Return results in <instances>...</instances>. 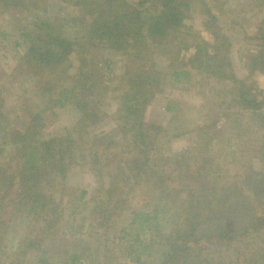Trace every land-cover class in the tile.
<instances>
[{
	"label": "trees",
	"instance_id": "16d2710c",
	"mask_svg": "<svg viewBox=\"0 0 264 264\" xmlns=\"http://www.w3.org/2000/svg\"><path fill=\"white\" fill-rule=\"evenodd\" d=\"M34 1L0 0V9L28 8ZM61 1L77 5L83 12L80 19H90L89 26L83 28L85 31L78 42L64 35L65 24L63 28L54 29L52 20L37 24L39 32L36 36L23 34L25 50L14 69V76L30 77V86L24 88L32 97L30 112H17V117L11 121L22 123V127L10 130L2 126L5 119L3 121L0 110V245H6V237L14 228L22 227L20 220L26 228L18 238L9 264H29L28 256L44 253L47 237L58 233V229L54 231L56 226L47 230V225L39 219H35L39 222L35 228L39 227L41 232L30 230L26 226V216L34 208H44L51 199L54 201L55 190L48 195L44 191L42 195L37 189L58 187L66 173L64 167L73 162L72 152L78 142H85L88 162L103 192L101 202L90 212L89 234L99 237L101 229H110L107 225L114 213L113 210L107 212L104 206L122 208L132 197L141 201L142 209L131 212L129 251L134 249L137 241L142 250L140 253L145 257L158 251L160 255H151L156 264H264V219L257 218L234 232L226 225L229 214L225 211L229 202L226 191L234 185V179L220 188L216 180H208L214 166L213 154L231 146L225 131L218 134L214 132V126H201L190 147L173 152L170 130L179 117L176 112H171L172 104H167L172 115L166 126L148 123L143 118L147 106L161 91L165 76H168L157 66L155 51L167 52L176 47L174 57L167 63V69H172L168 74L173 81L188 83L197 76L199 79L193 80V84L210 85V94L206 89L200 92L205 101L214 96L220 99V107L226 104L224 115L231 117V132L239 131L238 137L244 139L250 137V132L264 136V89L254 79L256 72L264 74V33L257 31L254 49L241 52L240 59L246 61L248 74L240 78L230 57L228 34L213 32L211 41H196L193 27L186 23L198 9L203 24L211 29L212 20L218 18V0L215 3L206 0ZM245 2L261 5L264 0ZM152 9V14L156 13L158 17L146 16V11ZM77 19L78 16L73 18ZM183 32L184 38L192 34L194 38L177 41ZM3 34L1 36H6ZM87 43L120 53L124 61L122 73L113 77L112 60L106 59L104 66L97 65L96 71L88 72L84 58ZM71 56L77 57L78 62L74 73H70ZM103 71L106 85L99 91L114 101L105 106L92 92L97 86L95 74ZM1 88L0 107L5 89ZM113 104L116 108L109 116L105 108ZM62 110L73 116V128L68 126L62 135L49 136L46 133L51 121L49 116H56ZM109 117L112 122L109 131L93 130ZM201 132L206 134L209 143L205 142L207 139L200 140ZM212 133L223 134L225 139L211 140L214 138ZM42 177L44 184L38 187ZM156 195L159 204H167L165 208H173L177 215L176 223L171 217L170 228L166 224L167 210L163 214L152 210L157 208L151 204ZM211 200L218 202L210 204ZM202 204H208V208H215L217 212L203 210ZM33 215L39 216L36 211ZM136 224H141V232L133 233ZM250 229L253 240L249 241L246 234ZM141 233H148V240L141 239ZM258 240L261 243L254 245L253 242ZM71 251L73 260H68L67 264H73L79 258L74 256V250ZM140 259L138 254L129 263L139 264ZM38 261L47 262L45 258Z\"/></svg>",
	"mask_w": 264,
	"mask_h": 264
},
{
	"label": "rangeland",
	"instance_id": "374dc122",
	"mask_svg": "<svg viewBox=\"0 0 264 264\" xmlns=\"http://www.w3.org/2000/svg\"><path fill=\"white\" fill-rule=\"evenodd\" d=\"M206 1L209 3L217 2V0ZM216 6L218 18L217 20H212L211 29L203 24L202 14L198 13V9L194 11L193 16L186 20V23L193 27V32L197 37L196 41L201 39L211 41L213 32L220 31L228 34L231 43L230 57L234 71L238 77H245L248 74V68L245 66L246 61L243 62L240 59L241 52L254 49L256 44L254 37L259 33L257 31L261 30L264 33V3L258 5L255 2H245V0H218ZM153 11V9L146 11V16L153 15L158 17L156 13L152 14ZM82 15L83 12L77 5L71 2H62L61 0H35L28 8L0 9V86L5 88L2 91L3 105L0 107L4 116L3 121L5 119V122L2 123L3 127L7 126L10 130L14 127L15 129L19 126L22 127V123L13 124L11 120L17 117V112L20 114L27 113L32 103V97L24 89L26 86H30V82H28L30 77L26 75L14 76V69L20 62L21 54L25 50L22 35L30 33L36 36L37 31L39 32L36 25L40 22L52 20L54 21V29L60 26L63 28L65 24L64 29H62L64 30V35L71 40H77L85 31L83 28L87 29L90 24V19H85L84 21L80 19ZM77 16L78 19L73 20ZM1 33L6 36H1ZM183 34L184 32L179 34L177 41L178 39L186 41L187 38L188 40L191 37L194 38V34L185 38ZM95 47L88 43L84 47V58L88 64V72L96 71L97 65L100 68L104 66V59H106L112 60L111 70L113 77L119 76L123 71L124 62L121 54L100 46ZM165 48L169 49V47ZM176 49V47H173L167 50L168 53L165 51L158 52L159 50L155 51L157 52L155 56L157 66L168 76H165V85L162 86L161 91L157 92L147 106L143 118L148 123L166 126L172 113L176 112L175 115L179 118L175 122L176 125L170 130L173 134L170 147L173 152L190 147L197 138L199 127L201 126H214V132L218 134L221 131H225L224 134L228 136L226 140L230 141L229 145L231 146L229 148L223 147L220 152L213 154L214 171H211L208 180H216L220 188L227 181L234 179L232 180L234 185L226 191L228 193L226 198H228L229 202L225 211L229 214L226 219V225L231 226L232 230L236 232L237 228L248 224V222L257 218L264 219V136L262 133L257 136L256 133L250 132V137L244 139L243 136L238 137L239 131L237 133L235 131L231 132L229 126L231 117L225 118L224 115L226 104H222L220 107V99L214 96L205 101L206 98L200 92H203L204 89L208 91L210 85L204 87L203 85L193 84V80L197 79V76L192 77V82H174L168 74L172 69H167V63L174 57ZM71 60L73 65L70 73H74L78 64L77 57L71 56ZM60 68L62 69V65ZM95 76H97L95 79L97 86L92 92L95 93V97H98L97 99L101 98L103 100V106L110 104L112 101L110 97L99 91L102 85H106V82L103 83V78L106 77L105 71L96 73ZM254 79L259 87L264 89V74L258 71L255 73ZM168 102L172 104V113L167 110ZM115 108V104H113L105 108V112L110 116ZM49 118L51 121L46 132L49 136L50 134L62 135L65 131L64 129H67L68 126L73 128V116L65 112V110L60 111L56 116H49ZM111 128L112 122L111 117H109L107 121L97 125L93 130L109 131ZM215 133H212L214 138H211V140L225 139L223 134L222 136H216ZM200 135V140L207 139L205 142L208 141L206 134L201 132ZM86 142H88V137ZM240 147L243 148L240 149ZM72 154L73 162L64 167L66 173L65 176L64 174L62 175L64 177L59 182L58 187L56 189L51 186L46 189H37L38 194L42 195H44V191L48 195V193L55 190L53 192L55 202L51 199L44 208H34L26 216L28 224L26 226H29L30 230L35 229V232H41L39 227L35 228L41 221L47 225V230H51L55 226L57 228L54 231L58 229L56 235L47 237L48 239L43 247L45 249L44 253L37 252L28 256L29 264H67L68 260H73L70 256V254H73L72 251L70 252L71 249L76 253L75 257L79 256L73 264H130V260L137 257L138 254H140L141 258L139 264H156L155 259L151 255H160L158 251L145 257L140 253L142 250L137 245L139 244L137 241L134 242L135 247L132 251L128 249L129 243L132 242V236L128 233L132 218L131 212L136 209H142L140 208L141 201L139 199L134 200L131 197V201H127L122 208L104 206V208L107 207V212L113 210L114 213L113 218H111L110 222L108 221L109 224L107 226H110L108 227L110 229H101L99 237L89 234L88 230L92 220L90 212L95 205L101 202L103 192L101 191L100 183L91 170V164L88 162L85 142H78L77 148ZM235 181L238 183L237 187H235ZM43 184L44 180L42 177L39 179L38 187ZM159 201L156 195L151 204L152 206H157V208H152V210L159 213L167 210L168 213L166 215H169V218L166 224L170 228L172 218L175 223L178 222L177 215L173 208H165L167 204H159ZM217 202L211 200L210 204H216ZM43 203L44 201L40 204ZM202 207L205 211L217 212L215 208H208V204H202ZM101 210L105 209L102 208ZM33 211L38 212L39 216H34ZM59 217L62 218L61 221ZM35 219H39V222ZM20 224L22 227L14 228L7 235L6 245H0V264H9L10 255L17 247L18 238H21L23 229L26 230L24 222L22 223L20 220ZM140 225L136 224L132 232H141ZM221 225L224 226V223H221ZM218 227L220 229L223 228L222 226ZM246 235L250 241L253 236V230L250 229ZM122 237L124 239H121ZM140 238L148 240L149 234L141 233ZM257 243L260 244L261 242L259 240L253 242L254 245H257ZM233 246L236 247L237 244L234 242ZM40 258H45L47 262L41 263L38 261Z\"/></svg>",
	"mask_w": 264,
	"mask_h": 264
}]
</instances>
